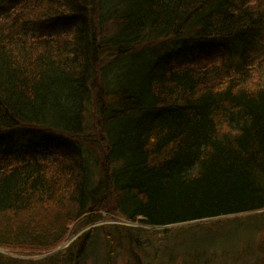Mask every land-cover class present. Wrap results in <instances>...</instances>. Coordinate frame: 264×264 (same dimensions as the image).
Returning <instances> with one entry per match:
<instances>
[{
    "label": "trees",
    "instance_id": "trees-1",
    "mask_svg": "<svg viewBox=\"0 0 264 264\" xmlns=\"http://www.w3.org/2000/svg\"><path fill=\"white\" fill-rule=\"evenodd\" d=\"M0 248L264 264V0H0Z\"/></svg>",
    "mask_w": 264,
    "mask_h": 264
},
{
    "label": "rangeland",
    "instance_id": "rangeland-1",
    "mask_svg": "<svg viewBox=\"0 0 264 264\" xmlns=\"http://www.w3.org/2000/svg\"><path fill=\"white\" fill-rule=\"evenodd\" d=\"M113 219L112 220H109V221H107V222H112L113 223ZM85 229H87V227H82L80 230H77L75 233H73L72 234V236L69 238V240L65 243V244H68L70 241H71V239H73V238H76L80 233H81V231H83V230H85ZM65 244L64 245H62V246H59V247H57V248H55L54 250H56V249H58V248H61V247H63V246H65ZM0 250H4V249H1L0 248ZM54 250H52V252L54 251ZM49 253H51V252H49ZM48 254V253H47ZM47 254H43V255H37V256H35V258H42V257H44V256H46ZM118 259H117V261H116V264H127L126 263V260H125V257H122V256H120V257H117ZM86 263H88V264H93V261H92V259L91 258H89V259H87V261H86Z\"/></svg>",
    "mask_w": 264,
    "mask_h": 264
},
{
    "label": "water",
    "instance_id": "water-1",
    "mask_svg": "<svg viewBox=\"0 0 264 264\" xmlns=\"http://www.w3.org/2000/svg\"><path fill=\"white\" fill-rule=\"evenodd\" d=\"M61 248H62V247H61ZM61 248H58V249L54 250L53 252H55V251H57V250H59V249H61Z\"/></svg>",
    "mask_w": 264,
    "mask_h": 264
}]
</instances>
